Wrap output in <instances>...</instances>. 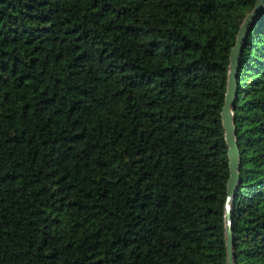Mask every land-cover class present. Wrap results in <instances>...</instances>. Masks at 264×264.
<instances>
[{
  "label": "trees",
  "instance_id": "1",
  "mask_svg": "<svg viewBox=\"0 0 264 264\" xmlns=\"http://www.w3.org/2000/svg\"><path fill=\"white\" fill-rule=\"evenodd\" d=\"M256 2L0 0V264H228ZM237 81L235 261L264 264V11Z\"/></svg>",
  "mask_w": 264,
  "mask_h": 264
},
{
  "label": "water",
  "instance_id": "2",
  "mask_svg": "<svg viewBox=\"0 0 264 264\" xmlns=\"http://www.w3.org/2000/svg\"><path fill=\"white\" fill-rule=\"evenodd\" d=\"M264 11V0H257L254 9L245 18L237 36V41L232 49L230 56V66L228 73V86L226 93L225 106L223 108L222 117L223 125L226 131V141L229 146V158L231 175L228 182L227 200H226V235H227V251L228 264H236L235 261V234H234V210L233 199L236 195L238 186L241 182L240 162L241 151L237 140V129L234 122V104L237 97L238 81L237 74L241 61V56L246 44L247 37Z\"/></svg>",
  "mask_w": 264,
  "mask_h": 264
}]
</instances>
